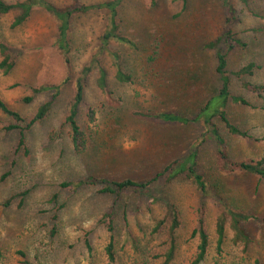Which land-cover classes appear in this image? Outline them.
<instances>
[{
  "label": "rangeland",
  "instance_id": "obj_1",
  "mask_svg": "<svg viewBox=\"0 0 264 264\" xmlns=\"http://www.w3.org/2000/svg\"><path fill=\"white\" fill-rule=\"evenodd\" d=\"M46 1L58 7L68 4V0ZM109 1L80 0L84 5ZM226 1L123 0L116 24L118 32L134 43L132 48L116 42L101 48L108 10L94 9L72 18L67 56L73 76L97 60L84 105L76 115L88 140L83 154L74 151L65 123L72 83L63 84L66 75L54 45L55 21L34 8L22 24L12 28L18 10L0 15V44L13 49L15 60L9 73L0 71V101L23 120L19 129H11L15 122L0 110V264H190L197 254L198 239L192 236L197 208H202L209 236L202 264H264V180L219 171L217 143L201 123L180 125L154 118L163 112L192 117L218 94L215 51L225 48L221 41L212 49L207 45L222 35ZM228 3L237 15L232 30L244 44L227 56L229 91L249 106L228 104L225 111L248 137L231 136L217 118L213 123L228 158L249 162L264 154V96L242 86L245 82L264 86V0ZM107 51L118 55L131 83L116 82ZM249 63L254 64L251 75H233ZM100 68L119 99L116 108L107 107L96 88ZM43 84L60 85V92L44 120L28 127L36 110L49 100V93L32 92ZM26 97L30 102L24 101ZM88 108L94 112L93 123L87 121ZM191 153L210 194L202 196L182 175L170 181L153 180L170 162ZM125 178L146 186L101 192L104 181ZM214 194L234 211L249 216L241 224L249 238L246 248L234 241L226 220L222 254L217 255L215 221L220 210ZM169 206L180 221L175 232L170 231ZM109 210L114 218L112 263L105 254L108 233L102 223Z\"/></svg>",
  "mask_w": 264,
  "mask_h": 264
},
{
  "label": "trees",
  "instance_id": "obj_2",
  "mask_svg": "<svg viewBox=\"0 0 264 264\" xmlns=\"http://www.w3.org/2000/svg\"><path fill=\"white\" fill-rule=\"evenodd\" d=\"M123 0H112L106 3L95 4V5H84L80 0H68L66 6L58 7L50 4L46 0H19L13 4H7L3 0H0V15L6 14L13 9H17L19 14L14 19L11 27H17L22 24L29 16L34 8H40L44 10L56 23V36L54 45L58 52H60L63 59V66L65 69L64 83H72V100L65 116V123L69 129L70 142L73 146L74 151L77 154H83L87 148L88 140L85 134L81 131L80 126L76 121L77 110L79 107L84 105L85 90L88 84V80L91 74L97 66V60L93 59L89 64L83 67L77 76H73L72 65L70 58L67 54L70 53L69 43V31L72 18L77 14L87 13L90 10L104 8L108 10L107 18V29L101 37V48L106 50L111 42H116L125 47L132 48L134 43L126 36L121 35L118 32L116 24L117 8ZM245 1V0H242ZM226 9V20L222 35L216 41H213L207 45L208 48L212 49L215 45L221 41L224 46V52L220 50L215 51V72L220 82V90L217 95L211 97L205 106L192 117H185L176 113L163 112L154 115V118L166 122L180 125H187L190 123H201L206 130V133H211L212 137L216 141V166L219 171L224 173L242 172L249 175L256 176L257 178L264 180V154L258 160L249 162H237L232 161L228 158L227 152L224 146V140L220 136L217 127L213 123V119L217 118L221 123L224 124L227 132L231 136L247 138L248 135L242 132L237 126L229 121L226 114V107L228 104H239L243 106H249V103L240 96L232 95L229 91L230 75L227 72V56L238 47H244V44L235 37V33L232 30L233 25L237 21V15L228 0L225 3ZM106 52V51H103ZM112 59V66L114 67V79L117 83L127 84L131 83V76L120 68V61H118V55L115 52L107 51ZM14 51L10 47L0 44V71L4 74L9 73L14 65L15 60L13 57ZM254 69V64L249 63L244 66L238 72L233 73L234 76L240 77L242 75H251ZM108 76L103 69H98L97 77L95 79L96 88L99 91L100 97L103 103L110 108H116L119 106V99L114 96L108 84ZM243 88L257 95L258 97L264 96V86L254 85L248 82L242 84ZM34 93H49V100L44 102L35 112L34 116L28 123V127L35 123L42 122L47 116L52 101L60 92V85L43 84L37 88H33ZM31 98H24L25 102H30ZM0 110L8 115L14 122L15 125L9 128L19 129V124L23 122L21 115L11 110L3 101H0ZM87 121L89 123L95 122V115L92 109L87 110ZM20 143H22V138ZM195 154L191 153L182 160H176L170 162L164 167L162 171L157 173L153 178H165L172 180L176 176L182 175L186 180L190 181L196 190L202 195L206 196L210 194L207 183L204 180L203 175L199 174L195 169ZM148 184V183H147ZM66 184H62L65 186ZM146 183H139L134 180L125 178L121 181H104L102 193L114 194L124 190H138L143 189ZM212 194V193H211ZM218 204L219 213L215 221V235H216V252L218 256L222 254V247L225 240V223L229 221V227L233 234L234 241L242 243L244 248L249 244V238L241 228V224L249 219V216L243 212H237L227 206L225 202L217 194H214ZM197 219L192 230V236L197 237L198 246L197 254L190 264H202L207 255L209 246V236L205 226V220L203 217L202 208H197ZM168 215L171 217L170 231L175 232L180 225L177 212L174 207L169 206ZM113 212L107 211L102 216V223L108 233V243L105 247V254L110 263L114 262V225H113ZM172 249V247H171ZM169 251L168 257L171 254ZM2 253L0 251V258ZM168 261V259H167ZM27 264V263H24ZM213 264H218L214 262ZM255 264H259L258 261Z\"/></svg>",
  "mask_w": 264,
  "mask_h": 264
}]
</instances>
